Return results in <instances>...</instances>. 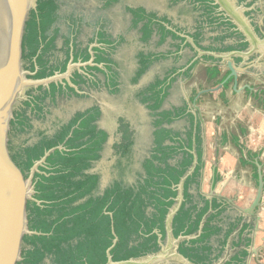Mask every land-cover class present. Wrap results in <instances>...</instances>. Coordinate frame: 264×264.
I'll list each match as a JSON object with an SVG mask.
<instances>
[{"label": "trees", "instance_id": "1", "mask_svg": "<svg viewBox=\"0 0 264 264\" xmlns=\"http://www.w3.org/2000/svg\"><path fill=\"white\" fill-rule=\"evenodd\" d=\"M199 4L206 8L207 13L212 11L207 1L200 0ZM58 11L54 0H38L35 10L29 13L20 48L23 68L30 73L28 79L43 80L56 72L63 73L70 53L74 61L80 59L84 63L90 60L88 47L75 53L74 42L78 30L70 26L68 34L63 33ZM130 11L134 23L141 24L145 39L156 32L161 36L160 41L166 36L183 41L167 29L165 18H157L155 14L140 8ZM208 16L205 14L206 18ZM214 22L211 19L208 23L211 25ZM229 27L232 28L231 25ZM233 34H217L205 51L214 54L244 51L247 47L245 42L224 44L225 39ZM101 36L104 38V33ZM192 37L195 40L200 37V28ZM237 37L242 39L238 33ZM58 39L63 41L59 47ZM102 43L106 44L105 41ZM60 53L61 57L58 56ZM111 55L112 50L95 49L94 63L108 66H88L82 73L75 71L70 82L76 90L67 84L63 88L54 82L47 88H29L25 93L26 100L13 111L8 122L12 135L17 137L27 134L29 130L34 131L32 120L43 121L50 115L48 99L54 106L59 96L71 94L81 98L80 91L88 95L91 88L100 86L117 97L120 84L116 70L109 65L113 63ZM161 57L164 56L139 53L138 68L131 84H137ZM202 60L209 65L206 69L208 81L215 80L220 74L222 59L204 55ZM233 60L237 63L240 58L233 57ZM175 71L169 70L162 79L154 80L135 94L152 118V144L133 183L123 181L125 168L121 160L129 158L133 143L130 127L122 117L118 119L121 137L113 145L120 159L115 165L119 172L118 179L100 191L99 175L90 172L100 160L108 139L107 132L98 125L102 114L97 105L76 111L67 122L56 124L55 128L48 130L50 133L36 129L33 142L27 143L28 140H25L10 149L11 164L22 183L28 179L32 166L52 150L33 175L32 199H24L26 228L31 234L22 235L25 246L20 250V260L15 264H45V259H49L48 264H106L108 251L113 262L157 253L160 241L166 236L167 215L175 204L177 188L183 178V202L173 216L171 228L173 238L189 239L180 241L178 252L192 264H213L219 259L238 221L230 223L224 230L222 213L225 212L226 203L217 197L208 199L200 191L201 138L198 121L188 112L187 103L162 110ZM96 74L103 76V83L96 78ZM27 108L35 110L34 116L27 114ZM182 119H187L189 124L184 132L170 127ZM193 151L196 165L189 173L194 161ZM247 228L248 225H245L239 231L232 248H240L224 264H246L250 239L246 236L242 238V235Z\"/></svg>", "mask_w": 264, "mask_h": 264}, {"label": "water", "instance_id": "2", "mask_svg": "<svg viewBox=\"0 0 264 264\" xmlns=\"http://www.w3.org/2000/svg\"><path fill=\"white\" fill-rule=\"evenodd\" d=\"M37 1L0 0V264H15L20 260L19 252L21 247L25 246L22 235L31 234L26 228L24 199H32L33 175L52 151H48L32 166L28 179L22 183L11 164L10 149L25 140H28L27 143L33 142L36 139V129L47 130L46 133H50L48 130L56 127L55 123H52L58 121H55V116L49 121L33 119L31 123L35 127L34 131L29 130L27 134L17 135V137L12 135L8 122L12 118L13 111L20 108L21 103L26 100L25 93L29 88L36 89L38 86L47 88L52 82L62 85L63 88L65 84L75 87L70 82L75 71L82 73L88 66L98 68L108 66L103 63H94L95 49L112 50L113 63L109 65L116 70L120 84V93L117 97L110 95L103 86L97 89L91 88L89 95L85 91H80L82 101L79 107L76 106L78 109L75 108L76 112L97 105L101 110L102 117L98 125L107 132L109 139L104 146L100 160L90 171L99 175L100 191L116 180L119 173L115 165L120 159L113 150V145L121 137L118 130L119 118L116 114L126 113L129 121H124L132 132L131 153L133 152L135 156L132 158L133 170L131 173L127 172V178L130 179L128 183H133L136 174L141 172V163L149 155L152 144V118L146 107L135 98V94L154 80L162 79L169 70L175 69L174 81L169 87L162 110L187 103L188 112L195 121H198L202 146L201 192L207 198L215 193L227 200L238 195H241V198L245 194L251 196L254 189L253 180L257 177L258 171V186L255 194L250 204L242 202L244 206L242 211L257 219L247 264H264V100L255 97L250 91L242 90L246 84L256 86L264 75V0H257L256 3L260 9L257 14L260 15L258 25L263 33L262 38L254 35L249 23L239 12L241 8H236L230 0H222L230 11L232 20L237 24V29L243 33L248 42L245 52L226 54L205 51L210 45L211 35L214 37L218 34L217 32L208 34L196 44L192 37V24H194L195 17L179 16V11L168 7L167 3H155L150 0L139 2H132V0H54L59 7L61 30L68 34V27L73 26V29L76 27L78 33L74 42L75 53L79 49L88 47L90 60L84 63L80 59L74 61L70 53V60L63 73L56 72L53 76L43 80H31L27 78L30 73L23 68L20 48L25 23L30 11L35 10ZM239 2L244 5L246 0H239ZM135 8H140L147 13L159 14L165 18L171 23L167 29L183 41L174 39L172 36H166L160 41L161 36L156 32L149 39H145L141 24L134 23L130 11ZM173 27L175 29H171ZM101 33H104V38ZM104 41L106 44L102 43ZM62 42L58 39V47ZM141 52L164 57L154 62L139 82L133 85L131 79L138 68L137 56ZM204 55H213L222 59L223 65L219 66L220 74L215 80L208 81L207 79L206 69L209 65L202 60ZM237 55L242 57L238 63L233 60V56ZM58 56L61 57L62 54ZM189 68L191 70L186 73ZM229 77L236 78L235 91H233V79ZM96 78L104 82L100 74H96ZM47 102L53 112L58 115L59 110L55 109V105L50 104L49 99ZM77 102L80 101L77 100ZM63 108L65 109V106ZM134 108L141 122H132L135 114H132V118L128 116L127 110L131 111ZM31 109L27 108V114L34 116L35 110ZM69 115L68 111L67 117ZM63 116V119H66L65 114ZM188 126L187 119H182L175 121L170 127L175 131L184 132ZM193 154L194 162L189 173L196 165L194 151ZM128 159L121 160L125 170ZM256 162L260 164L258 170ZM215 177L219 181L215 183L213 190L211 183ZM183 180L184 178L178 186L176 202L166 218V236L159 243L160 250L152 255L121 262H113L108 251L106 264H178V259L184 264H191L177 253L178 241L174 240L171 228L173 216L183 202ZM262 193V207L259 213H256L261 206ZM234 251L236 248L228 249L224 258L232 255ZM224 258L218 264H221ZM48 263L49 260L45 262V264Z\"/></svg>", "mask_w": 264, "mask_h": 264}, {"label": "flooded vegetation", "instance_id": "3", "mask_svg": "<svg viewBox=\"0 0 264 264\" xmlns=\"http://www.w3.org/2000/svg\"><path fill=\"white\" fill-rule=\"evenodd\" d=\"M125 1H130V0H125ZM133 1L139 2L140 0H132V2ZM150 1L151 2H155V3H159V2L160 3H167L168 7L175 8V9H177V11H179V16L189 15V16L195 17L194 24H192L193 34H195L197 32L198 28H200V37L197 40H195L193 38L196 44H198L199 40H203L208 34H211L213 31L217 32L218 34H226V33L234 32V34H233V36H231V38H226L225 39L224 44L234 45V44H236L238 42L247 43V47H246V49L244 51L235 52V53H243L248 48V42L246 41L245 36L243 35V33L241 31H239L237 29V24L232 20L233 17L231 15L230 11L225 7V5L222 2V0H206L207 3H209V5L211 6L210 8H212V11L210 13H207V11L204 10V8H205L204 6L201 7V5L199 4L200 0H150ZM230 1L233 3V5L236 8H238V9L241 8V9H239V12H241L243 14V16L245 17L246 21L249 23L250 27L253 30L254 35L257 38H262L263 37V33H261L260 27L258 25V19H259V16H260V15L258 16V14H257L260 11L258 6L256 5V3L258 1L257 0H249V1L246 0L244 5L241 4L239 2V0H230ZM201 8H203V9H201ZM249 8H250V10H249ZM136 9H138V8H136ZM205 14H206V16L207 15H209V16L206 18ZM155 15H156L157 18H163L159 14H155ZM211 19L216 21L213 24H211L212 26L209 25V23H208L209 20H211ZM230 25L232 26V28L229 27ZM165 26L169 28L171 26V23L169 21H167V24ZM171 29H175V28L173 27ZM178 31L179 30H177V32ZM181 31H184V30H181ZM237 33L241 36L240 37V38H242L241 40L237 37ZM211 38H213L212 35H211ZM211 41H212V39L211 40L209 39V43H211ZM230 53H233V52H230ZM235 57H239L240 61L242 60L241 59L242 57H240V55H237ZM220 65H223V64L220 63L219 66ZM228 76H230V74ZM229 78L233 79V83H234L233 84V91H235L234 88H237L236 78L235 79L233 77H229ZM242 90L250 91L252 94L255 95V97H258L259 99L263 98V100H264V75L261 77V80L258 82V84L256 86L252 87V86H248L246 84L245 86H243ZM77 100L80 101V102H77ZM81 101H82V98H77V97H75V96H73L71 94L66 95L65 98L63 96L57 97L56 98L55 109L59 110V112H58L59 114L56 115L53 112V110L49 107L50 115L46 116V121L47 120L49 121L50 119L54 118V116H55V121H58V122L56 123V122L52 121L53 122L52 124L55 123L54 125H56V124L63 123L65 121L67 122L74 115L75 110H76L75 108L79 107V105L81 104ZM64 106H65V109L63 108ZM68 106L70 107L69 109H68ZM61 108L64 109V110H60ZM68 111L70 112L69 117H67ZM128 111L129 110H127V114H128V116L130 118H132V114H135L134 119H132L133 123L141 122L139 114L137 112L136 113L134 112L135 108L132 109L129 112ZM64 114L66 116V119H63V117H64L63 115ZM108 117H110V115H108ZM116 117H118V118L122 117L126 122L129 121L126 113H123L122 115L117 113ZM110 118H113V116L110 117ZM134 156L135 155L132 152L130 154V158L127 160L128 165H127V169L125 170L126 172H124V177H123V181L124 182H129L130 181V179L127 178L128 177V173L127 172L131 173L132 170H133V165L134 164L132 162V158H134ZM256 163H257L256 167H257V170H258V166H260V164L258 162H256ZM256 174H257V177L255 178V180H253L254 181L253 182L254 183V189H253V192H252L251 196H247V194H245L244 196L242 195V198H241V195H238L235 198L227 200V199H223V198L219 197L217 194L214 193L213 195L210 194V196L208 197V199H211L213 197H217V198H220L221 200H223L226 203L225 212L222 213V219H223L222 226H223L224 230L228 227V225L230 223H233L234 221H238L236 228L234 229V231L231 233V235L229 236V238L227 240V244L224 247L221 256L213 264H218L220 262V260H222V258H224V255L227 253L228 249H234V248H232V242L237 238L238 233L241 230V228L243 226H245V225H248V228L246 230H244V233L242 235V238H244L246 236V237H248L250 239V245L247 248V251H248L249 254H248V257L245 260V263L247 264V260H248L250 254H251L250 253L251 252L250 249L252 247V244H251L252 235L254 233L253 230H254L255 224L257 222V219H256L255 216H248V215L244 214V212L242 211L244 209V206L242 205V202L250 204V202L252 200V197L254 196L256 188L258 186V171H257ZM116 179H118V177ZM218 181H219V179L217 177H215L213 179V181L211 183V186H212L213 190H214L215 183L218 182ZM263 182H264V180H263ZM263 191H264V187H263ZM203 195L206 197L205 194H203ZM175 202H176V200H175ZM260 202H261V206L257 209L256 213H259V210L262 207L263 193H262V197H261ZM238 203H240V204L238 205ZM209 213H210V210H209L208 214ZM204 220H205V218L203 219V221L200 224V227H199V230H198V234H200V232H201V229H202L203 224H204ZM183 239H189V237H179V238H176V239L174 238L175 241L176 240L178 241V243H177L178 246H179L180 241H182ZM178 246H177L176 250H177V253L180 254L178 252ZM22 247H21V249H22ZM239 248L240 247L236 248V251H234V253L232 255H229V257H227L226 259L224 258L225 260H223V262L221 264H224L225 262L229 261L231 259V257L235 254V252L238 251ZM47 260H49V259H45V262ZM178 262H179L178 264H181V263L184 264L180 259H178Z\"/></svg>", "mask_w": 264, "mask_h": 264}]
</instances>
